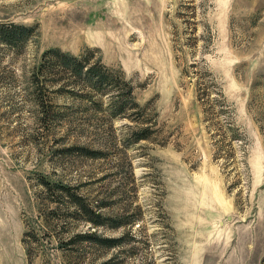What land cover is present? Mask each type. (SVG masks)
<instances>
[{"label": "rangeland", "instance_id": "rangeland-1", "mask_svg": "<svg viewBox=\"0 0 264 264\" xmlns=\"http://www.w3.org/2000/svg\"><path fill=\"white\" fill-rule=\"evenodd\" d=\"M0 23L39 31L0 45V264H264V0H0ZM51 48L97 50L145 114L35 84Z\"/></svg>", "mask_w": 264, "mask_h": 264}, {"label": "trees", "instance_id": "trees-1", "mask_svg": "<svg viewBox=\"0 0 264 264\" xmlns=\"http://www.w3.org/2000/svg\"><path fill=\"white\" fill-rule=\"evenodd\" d=\"M39 37L38 26H24L14 23H0V45L5 46L17 54H21L29 42L37 41ZM93 52L97 50H91L85 48L77 56L67 52H63L59 48H51L46 50L41 55L40 64L33 74V81L35 84H39L40 79L47 81L49 78L51 82L60 83L63 81H70L66 84L67 93L72 95L82 96H99L108 98V116L110 119L126 118L131 115L140 116L145 113V109L137 104L133 95V86L129 80L126 79L123 71H117L113 68H109L102 63L101 56L98 55L94 62H91V56ZM65 85V84H64ZM44 84L41 88H44ZM197 87V100L201 105L207 106L206 112H214L215 109L224 106V97L220 93L212 94L207 91L206 88ZM130 113V115L128 114ZM140 113V114H139ZM220 117L225 115L224 111H219ZM219 117V115H215ZM226 117V116H225ZM210 121V120H209ZM226 125V132L224 137L228 140V143L239 140L235 134L234 125L232 122H224ZM138 124H140L138 122ZM219 124V123H218ZM221 127V126H220ZM221 129V128H220ZM153 134L150 127L139 128L131 135L133 143H137L142 140L148 139ZM90 153V152H87ZM92 155L94 159L100 157V153L88 154ZM216 157V155H215ZM43 185L48 186V183L41 182ZM57 190L66 194L70 201L81 207L85 214L88 215L89 221L95 226L103 225V221L99 216H95L94 213H89L84 202L80 197L71 194L68 187L56 186ZM121 222L112 224L113 227L123 226ZM88 239H97L92 236H88ZM101 244H105L108 247H114L113 241L99 240ZM108 243H111L109 245ZM114 243V242H113Z\"/></svg>", "mask_w": 264, "mask_h": 264}]
</instances>
